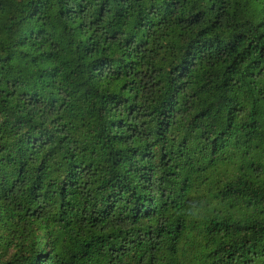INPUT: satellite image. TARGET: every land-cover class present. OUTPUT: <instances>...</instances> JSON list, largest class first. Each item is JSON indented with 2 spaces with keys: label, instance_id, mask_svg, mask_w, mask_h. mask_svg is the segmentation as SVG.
Listing matches in <instances>:
<instances>
[{
  "label": "trees",
  "instance_id": "obj_1",
  "mask_svg": "<svg viewBox=\"0 0 264 264\" xmlns=\"http://www.w3.org/2000/svg\"><path fill=\"white\" fill-rule=\"evenodd\" d=\"M0 264H264V0H0Z\"/></svg>",
  "mask_w": 264,
  "mask_h": 264
}]
</instances>
